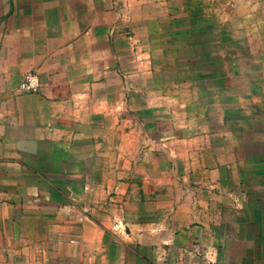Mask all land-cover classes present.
I'll list each match as a JSON object with an SVG mask.
<instances>
[{
	"label": "crops",
	"instance_id": "1",
	"mask_svg": "<svg viewBox=\"0 0 264 264\" xmlns=\"http://www.w3.org/2000/svg\"><path fill=\"white\" fill-rule=\"evenodd\" d=\"M97 17L93 0H0V264L130 263L123 248L137 264H264V191L246 188L264 171L239 131L222 113L179 135L176 97L129 87L117 115L96 106ZM26 72L37 92L16 89Z\"/></svg>",
	"mask_w": 264,
	"mask_h": 264
},
{
	"label": "rangeland",
	"instance_id": "2",
	"mask_svg": "<svg viewBox=\"0 0 264 264\" xmlns=\"http://www.w3.org/2000/svg\"><path fill=\"white\" fill-rule=\"evenodd\" d=\"M94 12L96 106L119 104L128 87L151 98L176 97L179 135L217 127L223 113L264 171V0H93ZM120 111L115 106L114 114ZM85 157L93 165V152ZM83 175L93 179V166ZM81 186L93 191V184ZM246 188L264 191V183ZM123 251L127 264H137V248Z\"/></svg>",
	"mask_w": 264,
	"mask_h": 264
},
{
	"label": "built area",
	"instance_id": "3",
	"mask_svg": "<svg viewBox=\"0 0 264 264\" xmlns=\"http://www.w3.org/2000/svg\"><path fill=\"white\" fill-rule=\"evenodd\" d=\"M40 87L39 77L36 74L27 72L23 75L17 89L25 92H37Z\"/></svg>",
	"mask_w": 264,
	"mask_h": 264
}]
</instances>
